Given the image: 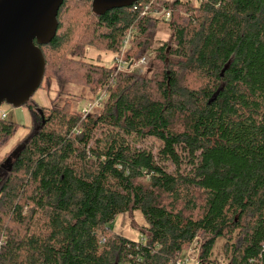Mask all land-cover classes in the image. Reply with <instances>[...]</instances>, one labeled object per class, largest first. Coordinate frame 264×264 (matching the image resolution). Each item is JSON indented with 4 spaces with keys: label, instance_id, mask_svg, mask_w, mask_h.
I'll return each mask as SVG.
<instances>
[{
    "label": "trees",
    "instance_id": "1",
    "mask_svg": "<svg viewBox=\"0 0 264 264\" xmlns=\"http://www.w3.org/2000/svg\"><path fill=\"white\" fill-rule=\"evenodd\" d=\"M135 4L170 19L132 5L96 15L91 0H63L54 36L39 45L47 90L50 79L80 80L108 95L98 115L24 105L31 131L0 163V212L11 223L0 221V264H177L197 238L199 264L214 263L218 238L225 264H264V0ZM74 10L89 20L83 45L117 55L130 33V66L149 29L166 23L161 69L143 77L90 63L81 45L51 60L73 40L61 15ZM17 128L0 119V141ZM145 137L160 142L155 152L135 146ZM135 210L146 222L140 241L110 226Z\"/></svg>",
    "mask_w": 264,
    "mask_h": 264
},
{
    "label": "rangeland",
    "instance_id": "2",
    "mask_svg": "<svg viewBox=\"0 0 264 264\" xmlns=\"http://www.w3.org/2000/svg\"><path fill=\"white\" fill-rule=\"evenodd\" d=\"M155 9V8H154ZM154 9L152 11H154ZM160 10V9H159ZM160 18V17H159ZM89 21L84 16L77 13L75 10L68 16L65 14L61 15V22L63 27L67 30H75L72 31L73 40L69 41L65 44L59 53L48 56L51 60L57 58H61L65 53L70 52L72 48L76 45H81V53L82 57L80 59H84L87 62L99 64L101 66L113 67L116 69L119 64L116 62V54L107 52L99 47L101 44L95 45H83L80 41L81 35H85L86 38L90 35V33L86 34L85 27L86 23L83 22ZM90 23V22H89ZM67 24H71L70 28L67 27ZM150 36L147 48L144 49L143 46H137L134 51V55L137 58H141L137 62L127 65V61L125 62L123 56L125 51L128 48V44L123 47V50L117 54L118 57L121 58L120 71H134L139 76H151L152 68L154 66H158L161 69V64L156 59V49L161 46L163 43H171L172 39V30L167 26L164 22H157L154 27L150 29ZM152 33V34H151ZM98 41V40H97ZM170 46V45H169ZM69 55V54H68ZM144 57V58H143ZM44 78V76H43ZM79 78V77H78ZM78 82V83H76ZM49 89L47 90L45 81L42 80L41 86L34 93L33 105L34 107H56V108H66L69 112L73 114H83V111L88 108L97 98H101L100 105L93 110H91L90 115H98L104 109L103 103L107 98V93L99 91L93 84H87L81 82L80 80H75L73 82H58L55 79H50L48 83ZM3 107L7 109V120L13 121L18 124V128L8 139H2L0 141V163L4 162V160L10 156V154L14 151V149L19 146L26 136L30 133L32 123L30 114L25 106L22 107H12L10 105L3 104ZM88 115V114H87ZM137 148L145 147L150 148L153 152H155L160 146V142L152 137H145L143 139H138L134 143ZM0 221L5 222L6 225H10L8 223V215L4 214V216L0 212ZM146 225L145 219L142 216L141 212L138 210L133 211L132 213L126 212L119 214L115 217L113 222L111 223V228L114 233L121 235L130 240L140 241L143 239V235L140 230L143 226ZM5 235L2 231H0V246L3 243ZM201 240V239H200ZM200 240L197 238V242L200 245ZM192 242L188 245L179 255L181 261H184L186 264H193L196 258V253L198 250L194 251V249L198 248L199 245ZM223 244L224 240L222 238H218L213 247V264H225L227 259L224 257L223 252Z\"/></svg>",
    "mask_w": 264,
    "mask_h": 264
},
{
    "label": "water",
    "instance_id": "3",
    "mask_svg": "<svg viewBox=\"0 0 264 264\" xmlns=\"http://www.w3.org/2000/svg\"><path fill=\"white\" fill-rule=\"evenodd\" d=\"M62 1L0 0V106H24L41 85L45 60L39 45L54 36ZM91 1L93 13L101 15L137 0Z\"/></svg>",
    "mask_w": 264,
    "mask_h": 264
},
{
    "label": "built area",
    "instance_id": "4",
    "mask_svg": "<svg viewBox=\"0 0 264 264\" xmlns=\"http://www.w3.org/2000/svg\"><path fill=\"white\" fill-rule=\"evenodd\" d=\"M193 1H195V0H193ZM135 3L132 4V9L133 10L140 9L142 15L150 14L152 16L160 17V18L165 19V20L170 19L171 13L168 10H165V9H160V10L158 9V10H156L155 9L154 11H150V9H149L150 6L149 5H140L139 6V5L135 4ZM129 38H130V33H128L126 35L125 39L123 40L122 45H121V51L123 50V47L126 44H128ZM115 59H116L117 64H119L118 67L116 66V70L117 71H120L121 68H122V67H120V65H121V62H120L121 61V58L116 55ZM100 101H101V98L100 97L97 98L91 105L88 106L87 109H85L83 111V114L84 115L90 114L92 112L91 110H93L94 108H96V107H98L100 105ZM2 105L0 106V119H7V109H6V107H3ZM6 105H8V104H6ZM196 240L197 239H195L193 242H195V244H198V242ZM199 247H200V245H199ZM199 247L196 248V249H194V251H196V250H198V251L196 253V258H195V261L193 262V264H199V261H198ZM176 263L177 264H186L187 262L184 263V261H181V258L178 256L177 259H176Z\"/></svg>",
    "mask_w": 264,
    "mask_h": 264
}]
</instances>
